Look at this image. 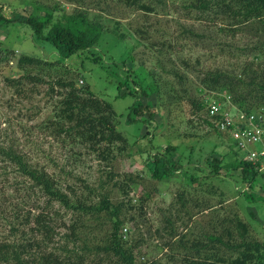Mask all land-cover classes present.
Masks as SVG:
<instances>
[{"label": "trees", "instance_id": "obj_1", "mask_svg": "<svg viewBox=\"0 0 264 264\" xmlns=\"http://www.w3.org/2000/svg\"><path fill=\"white\" fill-rule=\"evenodd\" d=\"M89 1H92V8L97 11L103 10L99 7L103 1L116 2L127 10L142 13L143 18L157 13L158 9L167 8L172 3V6L177 4L175 10L180 11L183 18L216 25V29L212 30L236 31L242 26L254 24L258 33L261 31L264 35V0H185L181 4L173 3L174 0H67L70 5L76 7L71 13H65L58 4L51 8L35 4L30 14L24 12L23 8L20 11L14 10L11 5L0 2V31L18 26L21 39L23 37L33 48V54L21 52L16 59L14 72H18L19 76L7 78L8 86L18 90L26 83L40 85L43 81L34 73L38 67L59 68L62 74L50 84L46 93L53 102L52 114L38 129L47 131L63 145L77 144L85 147L87 153L95 154L100 162L109 167L106 176L98 178L96 189L84 185L87 189L86 197L67 187L71 191L70 196L58 188L57 179L46 171V167L30 164L26 155L18 152L11 144H0V158L12 165L17 174L42 191L47 198V206L56 203L70 215L68 222L64 218L54 220L49 215L51 209L47 208L34 215L31 221V215L28 213L17 227L11 226L9 237L0 239V264H140L136 261L135 252L144 243L143 238L123 240V231L127 224L137 223L139 227V224L144 223L143 206L153 197L149 193L145 194V197L138 198L136 206L133 199L129 198L132 181L116 179L118 175L112 171L113 163L132 144L117 126L123 122L126 125L140 123L151 127V122L157 115L156 109L159 107L161 95L165 93L158 92L160 89L153 76H149L150 83L143 88L145 80L133 72L131 67L126 66L127 59L133 60L131 56L121 64L125 77L119 80L117 85L119 91L122 88L127 89V92L118 96L129 95L132 98L125 114H117L111 103L91 91L87 82L81 81L82 85H78L77 78L82 75L80 67L84 65L85 59L93 64L102 63L95 45L102 34L107 32L97 18H89V7L86 8ZM219 20L223 25L219 26ZM175 25L178 27L177 37L186 35L191 38H211L207 32L195 33L192 26L177 21ZM130 26L134 37L146 48L157 53L159 61L156 62V67L166 75L175 77L181 84L178 89L186 94L187 90L182 86L185 75L172 67L175 65L170 59V54L176 50L180 40L174 38L172 42L154 41L149 35L151 27L147 19H143L142 24L136 22L134 26L130 23ZM158 31L163 34L162 38L167 35L165 30ZM43 42L56 51V60L41 55L37 46ZM262 44L254 47L257 57L253 58L256 61L244 64L241 71L223 68L216 71H197L199 59L193 61V65L190 64L191 61L188 63L183 58L179 59L182 69L197 71L201 87L197 88L199 92L214 93V99L205 98L202 101L187 95L185 100L192 106L193 115L204 113L201 122L219 138L230 134L229 130L220 131L218 125L223 111L228 110L220 106L217 113L211 115L209 109L212 104L224 102L226 96H229L230 102L245 115L259 112L264 116ZM14 50L16 49L5 46L0 40V61L12 59ZM165 55L167 59L164 63L162 59ZM72 56L80 58V67L67 64L66 61ZM169 63L171 66L167 67ZM74 71L77 76L73 75ZM31 90L34 91L33 88ZM166 94L169 95V92ZM151 97L153 98L150 99ZM144 98L147 99L145 102ZM149 134L136 138L134 143L148 144L143 153H147V158L153 165L149 171L150 177L155 181L168 180L173 176H178L181 181L186 178L184 184L191 190L190 194L187 189L185 193H176L174 200L162 212L159 228L154 235L160 240V246L165 251V262L157 260L151 264H264V230H261L260 235L251 220L242 218L237 209L222 207V203L219 212L213 208L212 213L207 215L205 211L210 208L205 201L193 196L194 190L202 184L209 185L210 181L217 178L229 180V172L232 169L237 170L239 183L233 185L235 192L240 194L246 203L260 208L264 218V174L260 173L257 164L245 159V154H239L246 151L240 149L237 141L233 139V148L220 157L213 148L207 154L210 160L198 161V164L193 165L192 151L186 157L180 155L175 160L172 154L177 151V146L169 143L153 147L149 139L151 133ZM153 149L162 150L150 153ZM199 172H202V175H199ZM221 172L224 175H221ZM67 177L72 178L70 174ZM257 184L262 189V194L255 191ZM114 191L120 199L114 197ZM191 207L197 211H193ZM125 211L130 213L128 217L125 216ZM200 215L206 216L202 223L197 221ZM105 224H110V227L102 233ZM59 229L64 231L59 232Z\"/></svg>", "mask_w": 264, "mask_h": 264}, {"label": "rangeland", "instance_id": "obj_2", "mask_svg": "<svg viewBox=\"0 0 264 264\" xmlns=\"http://www.w3.org/2000/svg\"><path fill=\"white\" fill-rule=\"evenodd\" d=\"M183 1L185 0H174L173 3L181 4ZM0 2L11 5L14 10L20 11L23 8V11L28 14L32 12L35 4L48 8L58 4L65 13H71L76 8L75 5H70L67 0H0ZM172 5L171 3L167 8L158 9L157 13L143 18L142 13L127 10L116 2L103 1L99 5L103 10L97 11V9L92 8V1H89L86 4V8L89 7V18L94 20L97 18L107 31L102 34L95 45V50L101 56L102 63L100 65L93 64L92 61L85 59L84 65L80 67L81 60L78 56H72L66 61L70 66L80 67L83 76H78V85H82L81 81L83 83L84 81L87 82L91 91L111 103L117 114H125L127 106L132 102L129 95L118 96L127 92V89L122 88L119 91L117 86L118 81L125 77L121 64L129 56L134 61L127 59L126 66L131 67L133 72L145 80L142 84L143 88L145 89L149 85V76H153L155 84L160 89L158 92L165 93L161 95V99L158 95L160 104L156 109L157 115L152 120L151 127L140 123L126 125L123 122L117 126L118 130L129 141H132V144L113 163L112 171L118 175L116 179L124 182L132 181L129 198L133 199L136 206L138 198L145 197V194L149 193L153 197L152 200L147 202V205L143 206L144 223L139 224V227L137 223L136 225L127 224L124 226L123 231L125 234L123 240L143 238L144 243L135 252L136 261L140 264H151L157 260L162 263L165 262L163 256L165 251L160 246V240L154 235L156 229L159 228V219L162 212L174 200L176 193L182 191L185 193L187 189L186 191L190 194L191 190L184 184L186 178L181 181L178 176H173L168 180H153L149 174L153 165L150 164L147 153H143V149H146L148 144L134 143V140L143 137L146 133L148 135L151 133L149 139H151L153 147L169 143L177 146V151L172 154L175 160L180 155L186 157L192 151L191 163L193 165L198 161L210 160L207 154L213 148L216 150L215 153L218 157L226 153L234 146L232 144L234 140L230 134L219 138L214 131L201 122L200 119L204 116V113L193 115L192 106L185 99L187 95L190 97L195 96L202 101L205 98L208 100L214 99V93L209 91L199 92L197 90V88L201 89L197 71H216L219 68L241 71L244 64L256 61L253 57H257V51L254 50L257 44L263 43L262 49L264 50V35L261 31L258 33L254 24L242 26L236 31L225 29V31L218 32L212 30L217 27L213 23L208 25L209 23L194 22L183 18L182 14L179 13L180 11L175 10L177 4ZM143 19L148 20V25L150 24L151 27L149 28L151 30L149 35L152 36L154 41L172 42L175 40L174 38L180 40L176 50L170 54V59L175 65L172 67L185 75L182 86L183 89L187 90L186 94L178 89L181 84L175 77L170 74L166 75L156 67V62L159 61L156 57L157 53L155 54L154 50L146 48L131 33L132 26H130V23L133 26L136 22L142 24ZM176 21L192 26L195 33L207 32L211 38L208 36L202 39L198 36L191 38L186 37V35L177 37L178 27L175 25ZM218 23L219 26L223 25L221 20ZM17 27L0 31V40L4 42V45L16 49L12 59L0 61V144L4 146L11 144L18 152L26 155L30 164L46 167V171L54 179H57L58 188L63 192L71 196V191L68 190V188H71L73 192L82 193L86 197L87 189L84 188V185L96 189L98 178L100 176L105 177L109 167L100 162L95 154L87 153L85 147L77 144L63 145L61 141H57L47 131L38 129V126L52 114L53 102L46 93L50 84L62 74L59 68L38 67L34 73H37L43 83L36 84V86L26 83L18 88L22 92L16 90L17 88L8 86L7 78L19 76L18 72H14V67L16 66V59L21 55L20 53L33 54V48L23 37L21 39L20 28L17 29ZM158 30H165L167 35L162 38L161 35L163 34H160ZM119 36L122 38L118 39ZM37 47H39L41 55L49 59H57L56 51L49 44L43 42L38 44ZM180 58L185 59L188 63L191 61V65L194 64L193 61L199 59L200 64L197 71L190 72L184 68L182 69L183 66L179 65ZM166 59L167 56L165 55L162 59L164 63ZM258 62H260L259 59ZM170 66L169 63L167 67ZM78 74L80 73L78 72ZM73 75L77 76L76 71L73 72ZM32 88L34 91L31 90ZM167 92H169V95L166 94ZM146 100L144 98L143 102ZM224 100V102H220L221 107L224 106L230 115H234L233 119H236L238 114L241 115L242 112L238 110L235 104L230 102L229 96H226ZM184 135L193 138H190V140L184 138ZM147 139L145 140L147 141ZM161 150L153 149L149 152H161ZM239 154L243 156L245 152ZM200 155L202 158H200ZM229 173L231 175L229 180L217 178L210 181L209 185L202 184L201 187L194 190L193 196L198 200L205 201L210 208V210L205 211L207 215L212 213L213 208L219 212L221 203L224 208L237 209L242 218L251 220L254 229L258 230L261 235V230H264V218L261 216V209H257V207L243 201V197L235 192L233 187L234 184L239 183L238 172L232 169ZM260 173L264 174V171H260ZM68 174L72 178H68ZM198 174L202 175V172ZM221 175H224V173L221 172ZM261 181L260 179L259 183ZM256 189L257 193H263L259 184L256 185ZM115 191L114 197L120 199L121 197ZM46 202L47 198L40 189L35 188L32 182L21 177L12 165L0 158V239L9 237L11 226L17 227L19 222L25 216H28V213L31 215L32 221V217L40 213L42 209H51L49 215L54 220L64 218L68 222L70 215L62 207L56 203L47 206ZM191 208L193 209V207ZM132 213L134 215V211ZM136 213L138 214L137 210ZM136 213L135 215H137ZM180 214L183 217L181 212ZM129 215L130 213L125 211V216L128 217ZM197 219L202 223L206 216L200 215ZM104 226L102 233L108 231L110 224ZM181 230L182 228L179 226V231ZM58 231L63 232L64 229Z\"/></svg>", "mask_w": 264, "mask_h": 264}, {"label": "built area", "instance_id": "obj_3", "mask_svg": "<svg viewBox=\"0 0 264 264\" xmlns=\"http://www.w3.org/2000/svg\"><path fill=\"white\" fill-rule=\"evenodd\" d=\"M220 106L212 104L210 114L217 113ZM233 116L228 111H223L218 123L219 130L222 132L229 130L238 147L246 151L245 159L257 164L259 171H264V116L259 112L249 115L241 113L236 119H233Z\"/></svg>", "mask_w": 264, "mask_h": 264}]
</instances>
